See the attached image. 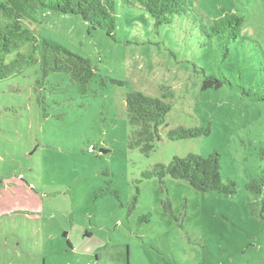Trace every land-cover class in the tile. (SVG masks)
Here are the masks:
<instances>
[{
	"label": "rangeland",
	"instance_id": "1",
	"mask_svg": "<svg viewBox=\"0 0 264 264\" xmlns=\"http://www.w3.org/2000/svg\"><path fill=\"white\" fill-rule=\"evenodd\" d=\"M196 5L208 23L229 12L242 17L228 55L201 35V17L156 27L122 0L114 36L76 14L22 20L39 40L90 58L97 75L81 94L53 73L41 88L44 106L36 64L0 79V264H264V193L246 188L264 169V0ZM8 20L0 12V26ZM205 75L226 81L204 89ZM132 90L171 104L149 154L128 146ZM200 125L211 132L166 135ZM214 151L235 193L143 176L174 155Z\"/></svg>",
	"mask_w": 264,
	"mask_h": 264
},
{
	"label": "trees",
	"instance_id": "2",
	"mask_svg": "<svg viewBox=\"0 0 264 264\" xmlns=\"http://www.w3.org/2000/svg\"><path fill=\"white\" fill-rule=\"evenodd\" d=\"M121 1V0H120ZM124 4H138L154 19L159 27L168 24L177 16L195 15L201 17L197 23L201 35L214 39L229 54V43L235 41L241 32L242 17L236 12L225 13L208 23L200 13L196 0H122ZM119 0H0V12L9 20L0 26V79H4L24 65L36 64L40 76L37 79V101L44 106L45 98L41 88L53 73H64L77 91L86 94L90 83L97 75V67L88 57L80 55L61 44L47 39L39 40L36 34L26 27L23 19L39 21L41 11L81 16L92 27L103 29L109 36L115 35ZM198 12L199 15L195 14ZM116 84L123 81L111 79ZM226 81L215 75H205L202 88L221 87ZM106 83L102 78V84ZM125 108L129 124L134 126L128 137V146L149 154L155 141L161 138V127L166 123L171 104L164 98L148 95L140 90L128 91L125 95ZM211 127L177 126L168 129L170 139L193 138L207 135ZM260 155L264 156V142ZM261 160V159H260ZM146 178L158 177L163 180L170 176L187 180L197 190L218 191L232 194L238 190L234 179L224 181L221 176L220 154L217 151L208 155L189 152L184 156L174 155L169 162H158L143 172ZM246 188L254 194L264 193V169L255 173L246 183Z\"/></svg>",
	"mask_w": 264,
	"mask_h": 264
}]
</instances>
